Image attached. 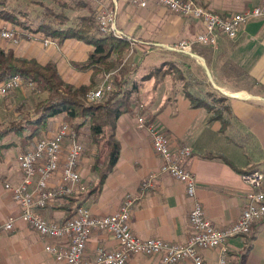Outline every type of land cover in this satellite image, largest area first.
I'll use <instances>...</instances> for the list:
<instances>
[{
    "label": "crops",
    "instance_id": "0c3cea01",
    "mask_svg": "<svg viewBox=\"0 0 264 264\" xmlns=\"http://www.w3.org/2000/svg\"><path fill=\"white\" fill-rule=\"evenodd\" d=\"M34 1L42 8L48 6L44 4L47 0ZM66 2L67 9L71 10V14H66L67 25H73L69 23L75 17L77 23L83 16L95 17L102 8L117 9L118 27L133 41L110 78L121 81L125 89L138 87L132 95V111L123 113L117 121L119 159L103 187L95 193L89 192L98 178L92 170L94 152L85 148L79 171L87 190L79 194L75 204L89 208L96 216H106L118 211L127 198H134L130 228L135 236L174 244L187 242L193 202L183 182L159 173L162 158L154 150L150 134V127H156L170 138L174 150L183 146L192 149L183 164L196 175L197 195L207 218L217 229L234 224L251 190L241 174L250 169H262L259 164L264 161L263 156L259 158L257 154V141L261 145L264 142V18L245 23L235 39L220 35L215 46H205L195 42L202 30L200 20L174 14L156 2H150L146 8H138L130 0ZM195 2L228 16L251 10L263 0ZM11 4L13 2L10 9L15 11L17 8H11ZM15 12L26 25L11 26L12 22L1 18L0 25L16 28L21 41L13 44L0 38L2 50L18 58L36 60L41 65L54 62L62 79L75 87L92 83L93 71H78L73 63L85 62L95 49L93 45L67 39L61 45L45 46L46 37L36 31L42 19H38L37 24L34 20L27 21L30 9L26 17L20 9ZM183 40L192 43L191 54L171 49ZM101 77L97 76V83ZM23 90L13 92L14 98L0 97V110L11 114L20 104L27 103ZM199 103V107L194 106ZM203 103L216 105L217 111L210 112ZM212 116L216 118L211 120ZM139 117L145 119L142 127ZM63 123H66L64 115L52 118L44 134H53ZM21 153V145H15L0 157V223L20 214L5 184L22 181L23 171L18 163ZM150 178L151 182L144 185ZM59 181L60 173L52 184ZM64 206L66 199L60 198L40 212L50 221L62 222L68 218ZM262 220L254 239L249 233L226 242L228 264H264ZM55 241L39 235L29 224L17 219L14 230L0 235V264H62L45 250L47 244ZM100 247L115 250L118 242L108 232L92 231L86 259L93 260ZM200 253L204 264H218L221 250L205 249ZM160 259L161 255L138 254L127 264H159ZM177 264L192 262L182 260Z\"/></svg>",
    "mask_w": 264,
    "mask_h": 264
},
{
    "label": "built area",
    "instance_id": "2783aa9c",
    "mask_svg": "<svg viewBox=\"0 0 264 264\" xmlns=\"http://www.w3.org/2000/svg\"><path fill=\"white\" fill-rule=\"evenodd\" d=\"M138 8H146L150 2H156L174 14L200 20L202 30L196 35V43L215 46L220 35L230 39L238 37L245 23L252 19L264 18L263 2L242 13L222 16L199 5L195 0H130ZM96 23L101 32L118 39L133 41L118 27L117 9L102 8L96 15ZM0 38L13 44H19L21 36L14 27L0 25ZM45 46L57 45L50 38L43 39ZM180 53H192V43L180 41L171 48ZM108 74L100 85L88 93L89 101L101 99L105 93L113 90V82ZM24 78L16 74L0 82V97L21 88ZM34 84L28 82V88L34 90ZM144 117L138 118L140 127ZM152 146L161 156L160 174L169 175L186 186L187 195L193 205L190 211L191 234L183 244L169 243L160 239H142L133 234L130 217L135 203L127 198L113 214L96 216L84 206H78L74 215L62 222L46 219L40 209L56 199L76 196L87 190L79 171V163L85 151L84 144L73 136L70 126L63 123L51 135L39 139L33 148L18 156L23 171V179L17 184L6 183V189L20 209L19 216H11L0 223V235L14 230L17 219L30 225L39 235L55 239L45 246L62 264H127L133 255H161L159 264H177L190 260L192 264H204L200 251L205 249L221 250L218 264H228L226 242L232 238L251 232L252 226L264 219V172L250 169L241 174L242 180L251 190L245 196V203L239 219L225 229H217L207 218L204 207L197 195L196 175L187 169L183 162L191 156L192 149L187 146L176 150L172 148L170 138L156 127H150ZM60 173V181L52 184L53 178ZM154 176H152L153 178ZM150 178L144 185L151 182ZM104 231L118 242L115 250L100 247L93 260H87L85 251L92 231Z\"/></svg>",
    "mask_w": 264,
    "mask_h": 264
},
{
    "label": "trees",
    "instance_id": "16d2710c",
    "mask_svg": "<svg viewBox=\"0 0 264 264\" xmlns=\"http://www.w3.org/2000/svg\"><path fill=\"white\" fill-rule=\"evenodd\" d=\"M50 1L62 10L69 8L66 0ZM16 13L10 9L7 0H0L1 19L26 25ZM24 14L22 15L25 17L28 15L27 12ZM42 14L45 18L39 22L36 31L43 33L46 38L53 39L58 45L63 44L67 39H76L94 46V51L85 62L73 63L78 71H93V80L90 85L75 87L62 79L54 62L41 65L36 60L18 58L12 52H5L0 48V82L19 74L25 81L32 82L36 88L46 93L44 98L35 102L31 110L26 108V103L20 104L14 110L12 118L3 117L0 111V157L5 150L15 145H21L22 153L27 152L35 139L42 137V134L48 130L50 120L64 115L78 137L81 136L83 127L87 125L91 140L97 146L92 170L98 178L89 191L95 193L103 187L119 159L117 121L123 113L132 111V95L138 87L134 85L125 89L121 81L113 80L114 89L105 93L101 99L89 101L87 94L97 85V76H105L118 70L124 54L130 50L131 43L101 32L92 15L81 17L77 25H67L69 19L66 13L56 11L53 6H44ZM191 97L196 99L194 96ZM201 103L194 106L199 107ZM203 106L210 112L217 111V106L214 104L203 103ZM215 118L216 116H212L211 120ZM79 196L78 194L65 197L64 209L68 215L66 219L74 215L78 207L75 203L78 202ZM262 221L259 220L252 226L251 239H254L258 225Z\"/></svg>",
    "mask_w": 264,
    "mask_h": 264
},
{
    "label": "rangeland",
    "instance_id": "374dc122",
    "mask_svg": "<svg viewBox=\"0 0 264 264\" xmlns=\"http://www.w3.org/2000/svg\"><path fill=\"white\" fill-rule=\"evenodd\" d=\"M8 1V6H10V3H12L13 2V4H11L12 5V7L11 8H17V9H20V12H26L28 9H30V12H29V15H28V18H27V21H29V20H34L33 22L35 23L36 22V24H37V22H38V19H44L45 17L43 16V14H42V12H43V8H44V6H43V8L42 7H40V5L39 4H37V2L35 3V1L34 0H7ZM37 1V0H36ZM45 3L44 4H46V5H48V6H53V8L56 10V11H63V12H65L66 14H71V10L70 9H65V10H62L61 8H59V7H57L56 6V4L55 3H53L52 1H50V0H47V1H44ZM18 4V5H17ZM14 6V7H13ZM17 9L15 10V11H17ZM21 10H23V11H21ZM100 11V9L95 13V20H96V15L98 14V12ZM79 21L80 20H78V23H79ZM72 22H73V25H77L78 23H77V20H76V17L75 18H73L71 21H70V23L69 24H72ZM11 26L12 25H15V23H11L10 24ZM17 25H20V24H17ZM108 74H106L105 76L104 75H100V76H102L101 77V80L99 79L98 80V83H97V85L93 88V90L94 89H96L99 85H100V83L104 80V78L107 76ZM112 82H113V80H112ZM114 85V84H113ZM23 90L24 92H25V99L27 100H25L27 103H26V105H27V109H29V110H31L32 108H33V106H34V104H35V102L37 101V100H39V99H41V98H44L45 96H46V93L44 92V91H41L40 89H38V88H36V86L34 87V90H32V89H30V88H28V82L27 81H25L24 82V84H23V86L21 87V88H19V89H17L18 91L19 90ZM114 89V88H113ZM17 90H15V91H13L14 93L15 92H17ZM92 90V89H91ZM13 92H11V93H9L7 96H5V97H2V98H14V96H15V94L13 93ZM90 92V91H89ZM88 92V93H89ZM87 100H88V94H87ZM132 101H133V96H132ZM221 106V105H220ZM219 106V107H220ZM223 106V105H222ZM1 111V110H0ZM8 113V114H7ZM6 113V111L5 110H2L1 111V114H2V116L3 117H5V116H7V117H9V118H12L14 115H13V112L11 113V114H9L10 112H7ZM9 115H11V116H9ZM66 123L70 126V128H71V131L73 132V136H75V138L76 139H79L83 144H84V147L85 148H87L88 149V151H90V152H94V154H95V152H96V149H97V146L92 142V140H91V137H90V131H89V127L86 125V126H84L83 127V130H82V133H81V136L80 137H78V136H76V131H75V129L72 127V125L70 124V123H68L67 121H66ZM47 131H45L44 133H46ZM42 134V137H38L39 139H41V138H43L45 135H47V134ZM38 138H36L35 139V141H34V143H33V145H30V147H32L33 148V146L35 145V143L39 140ZM262 147V145H263V147H264V142H262V145H261V143L259 142V141H257V149H258V157L259 158H261L262 156H263V159H264V154H263V151H262V149L260 148V146ZM29 147V148H30ZM262 147V148H263ZM261 150V151H260ZM94 154H93V158H94ZM259 166L263 169H261L263 172H264V161L262 160L261 161V163L259 164ZM6 185V184H5Z\"/></svg>",
    "mask_w": 264,
    "mask_h": 264
},
{
    "label": "bare ground",
    "instance_id": "6f19581e",
    "mask_svg": "<svg viewBox=\"0 0 264 264\" xmlns=\"http://www.w3.org/2000/svg\"><path fill=\"white\" fill-rule=\"evenodd\" d=\"M238 93V92H237ZM239 96H242V95H239ZM246 96V95H245Z\"/></svg>",
    "mask_w": 264,
    "mask_h": 264
}]
</instances>
